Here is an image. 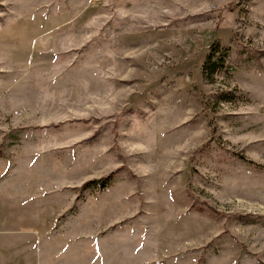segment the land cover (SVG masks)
<instances>
[{
  "label": "rangeland",
  "instance_id": "1",
  "mask_svg": "<svg viewBox=\"0 0 264 264\" xmlns=\"http://www.w3.org/2000/svg\"><path fill=\"white\" fill-rule=\"evenodd\" d=\"M0 264H264V0H0Z\"/></svg>",
  "mask_w": 264,
  "mask_h": 264
},
{
  "label": "trees",
  "instance_id": "2",
  "mask_svg": "<svg viewBox=\"0 0 264 264\" xmlns=\"http://www.w3.org/2000/svg\"><path fill=\"white\" fill-rule=\"evenodd\" d=\"M226 51L227 50H223L219 46V44H215L212 47L211 52L207 56L205 64L203 66V75L207 79H210V77H213V75H216L217 73H220L221 71L226 69ZM114 176V174H110L100 179L88 181L83 185L82 189H96L99 191H105L113 183Z\"/></svg>",
  "mask_w": 264,
  "mask_h": 264
}]
</instances>
